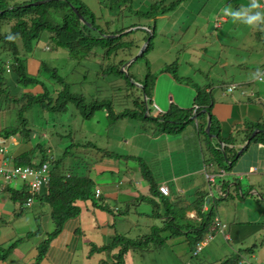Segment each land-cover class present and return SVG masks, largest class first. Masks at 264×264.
Returning a JSON list of instances; mask_svg holds the SVG:
<instances>
[{
    "label": "trees",
    "instance_id": "16d2710c",
    "mask_svg": "<svg viewBox=\"0 0 264 264\" xmlns=\"http://www.w3.org/2000/svg\"><path fill=\"white\" fill-rule=\"evenodd\" d=\"M37 1L39 0H25L23 2L13 3L7 0H0V112L4 113L9 111V115L15 112L16 116V122L13 125H9L8 127L4 126L0 130V139L10 140V138L17 135L19 139L23 141L31 140L32 128L30 127V118L27 114L34 107L38 108V110L40 109V113L46 111L55 115L68 111L70 103L72 102L80 112L82 120L92 119L96 111L103 109L107 112L109 119H112V122L124 117H132L142 123L149 120L160 122L159 119H163L162 132L176 131L175 128L180 129L186 121L193 122V120H190V117L196 115L198 118L205 119L209 113L212 116L211 133L215 132L214 129L218 126L219 122L215 120L212 112L214 99L211 93L206 91L205 87L199 88L193 107L181 108L174 104L176 108L172 104L169 110L165 113H159L157 118L153 117L152 114L147 117L146 113L148 107L150 111V106L153 105V90L160 75H146L141 81H138L131 72L132 67L127 68V72L121 71V67L130 57L134 56L148 37L149 42L146 48L131 66L139 61L140 58H143L145 63L150 66L151 62L148 58V54L156 45L155 41L158 37V20L171 11H175V8L181 3H184V6L186 5L187 10L184 16L187 22H191L197 19V15L201 18L200 14L205 12L207 6L217 11L226 6V2L233 1L235 2V7L232 9L238 10L246 8L252 0H141L142 3L136 0H113L110 8V15L112 17L107 19L105 24H102L104 19L100 21V18L93 15L82 0H47L42 3L34 4V2ZM216 2L219 4V9L214 7ZM260 2L262 8L258 10L264 11V0H260ZM240 3H243V5H240ZM73 7L83 15L90 25L82 24L80 16L75 12ZM211 10L206 12L208 16L210 12H212ZM254 11L257 10H253V12ZM127 17H131V22H129L130 19H126ZM134 18H137V20L132 22ZM141 20L146 23L141 24ZM231 22H233V19L229 16L225 22H221L219 28L217 26L215 28L223 29L227 25H230ZM236 22L239 21H235L232 24L239 27L241 22ZM174 24L175 33L179 37L178 40L182 43L184 40L182 35H184V33L177 28V21H175ZM141 25L146 26L149 30L138 27ZM133 27H138V31H144L145 36L139 40H125L124 38L135 30L124 34L123 32ZM253 30L257 35L255 37L256 40H262L264 43V23H258ZM189 31H191V25L187 27L185 34H188ZM116 34L121 35L109 36ZM9 37L12 38L9 39ZM231 38L234 37L232 36ZM43 40H51L57 46L64 48L69 54H74L75 51L83 48L87 50L85 56H87L88 53H92L107 59L109 63H100V70L103 72L102 77L105 81H108L107 79L110 77H115V79L111 81V85L114 89H116L117 79L120 78L124 80L126 88L132 92H130V94H125L123 98L125 101H131L133 108H126L116 113L113 99H102V101L92 100L88 102L83 94L73 92L70 84L67 83L66 77L60 73L59 68L45 60L39 59L40 56H35L37 50L41 49ZM257 46L262 45L260 44ZM257 46L255 48L251 47L252 49L248 50V52L255 53L258 50L261 51L262 49ZM134 49H136L135 52L133 51ZM98 50H101L102 53L99 54L97 52ZM123 53H125V55L128 54L130 57L120 58V60L117 61L119 55H124ZM32 60L40 61L38 63L39 67H37L35 72L30 71L29 62ZM175 64H178V61ZM7 65L10 70H7ZM167 68H170V66L162 68L161 74L166 72ZM42 73H46L47 76H43ZM175 75L178 79L185 78L183 76L179 77L176 73ZM137 82L142 84L141 87H135L138 91H141V97L131 88L134 87ZM120 88L119 92L122 90V87ZM144 94L148 96L147 102L143 100ZM206 123L207 120L203 122L201 130L208 137L209 134L205 131ZM168 124H172V126L168 127ZM252 132L253 130L251 134ZM68 135L66 134L64 136L68 137ZM64 136L61 133L58 135L61 139H64ZM260 138L264 141L263 133H259L253 140L259 141ZM46 144L47 143L39 141L37 147H33L28 151L16 155L14 159L17 165L22 166L36 167L39 163H50L52 169L50 182L43 188L40 195L37 196V200L44 205L48 204L52 207L53 212L51 216L57 224V229L53 234L55 235L58 234L70 220L78 217L81 212V207L78 202L92 200L96 203L97 198L93 191L94 181L89 174H87L88 170H84L88 169L89 164L85 162L86 160L80 159L79 156L71 155L72 149L77 147L76 149L81 150L85 148V145L72 141L65 147L64 152L60 156H55L53 151L50 150L52 146L48 144L46 147ZM87 146L92 147L90 151H95L96 153L102 152L101 148L91 145V142H89ZM209 146L212 150L215 166L219 170L223 169L225 171L230 167L228 163L230 161L234 162L237 157V152L233 154L230 153L231 151H235L234 149L225 147V151H223L221 145L218 143L214 146L212 144ZM87 154V150L84 149V155L86 156ZM106 155L111 154L107 153ZM215 170L216 169H214V171ZM145 171L148 173L144 172L145 176L150 180L149 178H152L151 173H149V170L146 168ZM150 183L152 185L153 194L155 195L156 191H159V188L157 190L154 183ZM14 184L15 183L7 184L2 187L4 191L10 194V199L13 203L18 206L16 213L19 214L20 211L24 210V206L31 194L29 192V187L23 186L20 188L19 185ZM227 184L228 182H226V185ZM226 185L223 183V188L219 196L223 197V195L226 194ZM230 193L232 194V192ZM206 196L208 197V194L200 196V204L197 208L199 214L202 215V222L200 225L189 222V224L185 226L187 229L184 228V224L180 225L179 222L173 224V221H177L176 215L172 211L175 204L171 202V198H163L162 201L167 211L172 214L168 217L165 224L166 226L163 228L153 227L150 234L138 236L139 238L136 240L127 237V240H124L121 235H117L114 237V243L102 248L108 252L109 256H111L114 261L111 260L110 262V260H103L101 264H125V256L129 251L134 250L143 254L152 250V246H149V242L147 243V241L150 240L155 243L156 249L160 248L161 250L169 238L173 239L176 236L178 237L184 230H187L185 233L189 234L188 241L190 249L194 251L197 242L206 238L210 233H214L212 232L214 210L211 209L208 212H203V203L206 201ZM159 205L160 204L157 203V206ZM157 213L159 214V208H157ZM190 229L193 230L189 231ZM164 230L168 231L166 232L168 234L162 236ZM33 234H35V232ZM53 235H51V237ZM50 239L51 238L45 240L38 246V256L34 264H40L41 260L45 257ZM116 245L121 246V249L119 252L112 254L110 249H114L113 247ZM254 249V246L245 250L242 249L237 254L224 259L219 264H246L243 259L244 254L246 252L252 254L255 251ZM6 254L7 253H4L3 256Z\"/></svg>",
    "mask_w": 264,
    "mask_h": 264
},
{
    "label": "rangeland",
    "instance_id": "374dc122",
    "mask_svg": "<svg viewBox=\"0 0 264 264\" xmlns=\"http://www.w3.org/2000/svg\"><path fill=\"white\" fill-rule=\"evenodd\" d=\"M8 2L13 3H19L23 2L25 0H7ZM41 1V0H39ZM87 7L90 9V11L95 15L96 17L100 18L99 20L102 21V24L106 23V20L112 17L110 14V8L111 3L113 0H82ZM139 3H142L141 0H136ZM219 2V1H218ZM218 2H216L214 5L215 8L219 9ZM35 4V2H34ZM226 6L223 8H234L235 2L229 1L225 3ZM240 5H243V3H240ZM229 6V7H227ZM222 8V9H223ZM212 8L207 6L205 12H202L200 14L201 18L197 15L196 20H192L191 22H187L186 17L184 16V13L186 12V5L184 6V3H181L177 8H175V11H171L169 14H166L162 16L158 20V37L156 38V45L155 48L150 51L148 54V58L150 60V66H148L143 58H140L139 61L134 63L132 66H128L127 68H131V72L134 74V77L136 80L141 81L143 77L146 75H153V74H159L160 77L156 81V90H157V101L161 102L162 98H164L166 95L169 96L171 93L173 95V101L176 103H179L184 108H191L193 107L194 99L196 98V85H203V84H210L214 83L213 78L215 79L216 74H220L224 77H226L225 81L230 82V84L235 85V94H239L242 92L243 89H245L247 92H250V89L252 88L254 91L261 93V96H264V81L260 82L257 79L255 81L250 80V84H248L246 87L241 86L236 81H239L240 79H243L247 77V75L255 77V72L258 69L263 70L264 68V50H261V52H254L255 53H249L248 50H251L252 48H255L257 46L259 48H264V43L261 40H256L255 32L253 30V27L240 23L241 25L235 26L231 22L230 25H227L223 29H216L215 27L219 24L221 20L226 19L229 16H221V14L212 15V12L208 16L206 12L210 11ZM233 10V9H232ZM224 14V12H222ZM225 15V14H224ZM218 16V17H217ZM134 17V16H133ZM217 17V20H216ZM221 17V18H220ZM126 19H130L129 22H131V17H127ZM134 20H137V18L132 19V22ZM216 20V22H215ZM175 21H177V28L184 33L182 35V38L184 39L183 42L179 41V37L175 33ZM141 24L146 23L145 21L141 20ZM217 23V24H216ZM239 23V22H236ZM191 25V31H189L188 34H185L187 27ZM223 26V24H222ZM141 28H144L145 30H149L146 26L141 25L138 26ZM134 27V32L130 33L129 36H126L125 40H139L143 36H145L144 31L140 30L138 31L137 28ZM214 27V28H213ZM219 28V27H218ZM151 31V29H150ZM225 37H229V40H234V44L228 47V44L224 39ZM234 37L231 38V37ZM149 38V37H148ZM147 41V40H146ZM145 41V42H146ZM258 41V42H257ZM145 42L141 45V48L134 54L136 56L139 54L140 50L143 48ZM258 43V44H256ZM45 47L47 46V49L44 48V51L37 50L38 54L41 55L39 59L45 60L51 64H53L55 67L59 68L60 73L63 74L66 79L67 83L70 84V87L73 92H76L77 94H83L86 101H92V100H98L102 101L104 100H112L114 101L115 106V112L119 113L123 111L126 108H133L131 101H125L124 96L125 94H130L132 92L131 90H128L126 86L124 85L125 82L122 79L116 80V89H114L111 85V81L115 79V77H110L105 81L102 77L103 72L101 69V64L103 62L105 64L109 63V61L105 58H101L100 56L94 55L92 53H88L87 56H75L73 53L69 54L67 51H65L64 48L57 46L54 42L51 40H47L44 42ZM237 44V45H236ZM252 47V48H251ZM238 48V49H236ZM134 52L136 49L133 50ZM99 54L102 53L101 50L97 51ZM124 55H119L117 61L120 60V58H129L130 56L125 53ZM133 58V57H132ZM131 57L129 60L132 59ZM229 59V62L233 61L234 63L227 64L225 61ZM252 60L256 61L253 62ZM178 61V64H175ZM39 60H32L29 62L30 71L35 72L37 70V67H39ZM101 63V64H100ZM170 66V68H167L166 72L161 74V69L164 67ZM123 67V66H122ZM121 71H127L126 69H122ZM179 68V69H178ZM175 69V70H174ZM175 73L180 77H187L184 79H178L175 75ZM43 76H47L46 73H42ZM207 76H209V80L207 79ZM264 76V75H263ZM213 77V78H212ZM222 85L219 84L215 86V88H219L222 91ZM251 88H249V87ZM122 87L121 92H119ZM140 87L138 84L134 87H131L136 94L141 97V91H138L137 88ZM226 88V87H225ZM114 89V90H113ZM251 94V93H249ZM241 99L245 100L244 109L248 106H252L254 103V99L251 101H248V95H241ZM145 100V96L143 98ZM174 107H176L174 105ZM151 111L153 114H156V111L153 109L154 105L150 106ZM177 108V107H176ZM149 110V107H148ZM147 110V112H148ZM253 111V109H251ZM106 111L101 109L96 111L95 116L92 120H82V116L80 112L78 111L77 107L74 105V103H70L69 110L58 113V114H51L46 111L40 113V109L34 107L27 116L30 118L29 124L32 128L31 140H21L19 139V136H13L12 139L8 140V148L7 153L9 155H18L24 151H28L29 149L33 147H37V144L39 141L43 143H47L46 147L51 145L52 147L50 150L53 151L55 156H60L63 152L65 147L71 143L72 141H76L77 143L84 144L85 150H87L88 154L84 155V149L81 150L72 149L71 155H77L80 159L86 160L89 164V166H93L95 163L100 162V157L98 153L92 150V147H88L87 145L89 142H91V145L96 146L97 148H101V145H105L107 143L106 140L112 139V138H118L119 134L112 133V128H118V125H115L120 120H114L112 122V119H109V117L106 116ZM6 114V115H5ZM0 112V130L6 126L13 125L16 122V116L15 112ZM5 115V116H4ZM147 116V113H146ZM125 119H131L130 117H124ZM261 118H264L262 116ZM112 122L111 125H113L109 131L107 132L108 128H106L109 125V122ZM160 122H156L154 120L147 121V126H162L163 119H159ZM135 122L133 120H128L126 124L128 125L126 130L130 131L132 123ZM136 123V122H135ZM115 125V126H114ZM264 126V124H261ZM172 124H168V127H171ZM164 127V126H163ZM97 128V132H89L93 131ZM264 130V128H261ZM120 130V127H119ZM53 132V133H52ZM125 132V131H124ZM68 135L64 136V139H61L58 137L59 134ZM112 133V135H108ZM123 133V130L121 129V133ZM128 134V133H127ZM264 134V133H263ZM201 135L207 137L204 133ZM54 137V138H53ZM121 137V136H119ZM53 139V142H52ZM127 139V137H126ZM12 140H17L18 143H13ZM117 140V139H116ZM112 141V140H111ZM57 142V143H56ZM63 142V143H62ZM123 145V144H122ZM0 146H4V141L0 139ZM125 146V145H124ZM116 142H111L110 148L112 149H119ZM102 149V148H101ZM127 149V148H126ZM119 152V155L122 157H127L125 153L126 150H122L123 152L117 150ZM107 152V151H106ZM108 153V152H107ZM50 154V152H49ZM144 157L149 160V157L147 156V153L144 152ZM2 155V154H0ZM140 156V154H137ZM2 160V159H1ZM139 161V160H138ZM146 161V160H145ZM147 163V161H146ZM150 163V162H149ZM0 161V165H1ZM143 169V166L140 168ZM149 170L148 168H146ZM151 173V170H149ZM153 172V171H152ZM257 176H253L251 179V182H257ZM28 179H31L30 177ZM6 180L5 176H2L0 178V210H7L9 208V211L12 212V204L10 200L8 199L7 194L3 190L2 184ZM12 183H16V185L19 184V187H21V178L18 179V181H13ZM147 184L149 182L147 181ZM212 184V183H211ZM219 184V181L216 183ZM103 192V196L100 199L96 200V203L92 200H83L80 204L81 207V214L85 216V214H89L90 211L87 212V209H95V208H101V207H108L109 211H111V215H113V226L117 228V235H121L124 240H127V238H131L132 240H136L138 235L143 236L146 234H150L151 230H153V227H160L163 228L166 226L167 220L164 221H158L159 218L157 215V203L151 204L148 202H144L141 205L140 208L138 204H130L129 209L125 211L122 207L124 202H120V210L115 211V206L111 204V200H108L109 206L105 205V202L103 201V197L105 195L104 190L102 189V186L100 188ZM259 192L258 194H250L247 193L246 190H244V193H246V196L244 197H230L229 199H221L219 196V185L215 187V184L211 185V189L208 188L209 193H213L209 196V199H211L213 202L212 209L214 210V216L220 215L225 221H227L228 216H233L235 211L237 214V220H239L240 226L247 225V227L252 226L253 220H261L262 223H264V197L262 198L261 195H264V190L258 188ZM93 191H95V182ZM260 193V195H259ZM111 194V193H109ZM122 197V195H118ZM108 199L110 198V195L107 196ZM123 198V197H122ZM168 198V197H165ZM140 199V197H139ZM183 199V200H188ZM184 202V201H183ZM230 202V204L239 203L235 207H228L227 204ZM221 203H226V205H223L222 208L226 209V211H221L220 207L218 206ZM140 205V204H139ZM151 206L154 208V211L148 210L147 207ZM181 201L179 200L177 204L174 205V209L172 210L177 218V221H173L174 223H178L181 225L183 224V221L186 219V213L184 210H182L183 205ZM245 206V208L242 207ZM7 207V208H5ZM24 214L26 213V216L29 218V222L31 223L32 229L35 227V221L33 217L30 214H34L35 216H40L44 212H48L49 215L53 212V209L48 204L40 205V203L37 201L32 207H26L24 206ZM43 207V208H42ZM150 208V207H149ZM38 211V214H37ZM3 212V211H2ZM94 212V211H92ZM37 214V215H36ZM4 218L5 215L3 213H0ZM34 216V217H35ZM83 216V218H84ZM87 216H85L86 218ZM89 217V216H88ZM91 217V216H90ZM135 220L139 221V227L135 224ZM242 224V225H241ZM107 226V225H106ZM142 230V231H141ZM165 231V232H164ZM162 232V236L165 234H168L166 230ZM257 229L255 228V232H246L243 233V237H248V240L244 242V244H236L232 241H229V243L223 241V235L221 233H216L214 239L209 243L208 246H206L202 252L198 256L193 255V251L190 249V245L188 241L184 238L175 237L173 239H170L166 242L163 249L160 250V248L155 247V243L150 241L149 246H152V250L149 252H145L144 254H135V264H219L224 259H227L231 257L234 254L233 249H237L239 247H242L241 249L245 250L251 247H256L261 245V243H264V230L261 232H256ZM256 233V234H255ZM217 234H220L221 236L218 237ZM113 235H109L107 239L105 240L104 244L102 242V245H99L100 247H96L95 251H91L88 255L89 257H95V254L99 257H104L107 260H113L114 259L109 256L108 254H105L103 247L110 246L112 243H114ZM127 237V238H126ZM222 237L223 239L221 240ZM221 241L224 243V245L221 244ZM146 243V242H145ZM114 245V244H113ZM121 246L116 245L113 248L110 249V251H113L114 254L117 250H119ZM255 250V249H254ZM257 250V249H256ZM255 250V251H256ZM131 252H134V250H131ZM108 253V252H107ZM139 259H138V257ZM245 258H248V260L252 259L255 261L254 258H251L252 256L246 252L244 254ZM219 262V263H217Z\"/></svg>",
    "mask_w": 264,
    "mask_h": 264
},
{
    "label": "crops",
    "instance_id": "0c3cea01",
    "mask_svg": "<svg viewBox=\"0 0 264 264\" xmlns=\"http://www.w3.org/2000/svg\"><path fill=\"white\" fill-rule=\"evenodd\" d=\"M211 11L212 15H216L221 14L223 9L216 11L213 8ZM221 16L223 17L226 15L221 14ZM227 18L224 20L220 19V21L225 22ZM220 26L221 22H219L217 27ZM256 26L257 25L251 27L255 28ZM255 36H257L256 33ZM223 39L224 42L225 40L228 41V47L234 44V40H229L228 36ZM45 41L47 40L42 41L41 51H44V48L47 49V46L45 47L44 44ZM261 49L264 50L263 48ZM259 51L260 50H258L257 53ZM86 52V49L80 48L74 52V55L82 56L81 54H83L84 56ZM35 56L41 55L37 52ZM252 61L256 62L254 60ZM225 62L230 65L234 63L233 61L229 62V59ZM262 74L264 75V69L260 70L257 68L255 77L247 75V77L236 82L246 87L250 84V80H258V77ZM215 77V79L212 77L213 84L196 85L197 94L200 87H205L206 91L211 93L214 99L212 112L215 120L219 122V127L216 126L214 129L215 132L210 133L213 134L212 136L209 135L205 137L201 135L203 133L201 129L205 120H207L205 126L206 131L208 115L205 119L198 118V116L194 115L190 117V120H193V122L186 121L180 129L175 128L176 131L173 132H162V126L152 125L146 127L147 122L142 123L132 118L119 119L120 121L115 124L118 125V128H112V133L119 134L118 138H116L117 140L115 138L106 140L107 143L100 146L102 152H98L99 156L102 155V157H100V162L95 163L92 167L88 166V169H84L88 170L87 174H89L95 182L94 192H96L97 189L101 191L100 198L103 196V192L100 189L102 186L105 192L103 197L105 205L109 206L108 200H111V204L116 205L115 211L116 209L119 211L120 202H124L122 208L127 211L130 210V204H138L140 208L144 202L153 205L159 203L160 205L157 206V208H159V214L157 215L159 218L157 220L161 222L168 220V217L172 214L167 211L162 201L166 196H163L159 191H156L154 195L150 182L154 183L157 190L160 185L166 184L170 189V195L167 197L169 199L171 198V202L177 204L180 200L183 205L182 210L187 214L183 224L184 228L187 229L185 226H187L189 222L197 225H200L202 222V215L199 214V210L197 209L200 204L199 198L201 195L208 194L210 196L213 194L208 192V188L211 189L212 184H215V187L219 185V191H221L223 183L226 185V182H228L226 185V194H224L223 197L220 196L222 199L226 200L229 199L230 196H246L244 190L250 194H258V188L264 190V141L261 138L259 141L250 139L252 130L264 128V126L261 125L264 124V118H261L264 116V96H261L260 92L254 91L249 86L248 87L251 88L250 92L243 89L239 94H235V91L229 93L226 91V88L231 81H225L226 77L220 74H216ZM207 79H210L209 76H207ZM263 81L264 80L260 82ZM219 84H224L221 87L222 91L219 88H215V86ZM240 94L242 96L248 95V101L255 98V104L250 107L247 104V107L244 109L246 105L244 104L245 100L241 99ZM152 99L156 107L153 109L158 112H166L171 108L172 104L184 108L179 103L173 101L174 98L171 93L169 96L166 95L162 98L161 102H158L156 86L153 90ZM251 109H253V111H251ZM158 112L153 115L157 116ZM105 114L108 117L107 112ZM128 120H133L136 123H132L130 126L131 129L127 131V134L125 129L128 127L126 124ZM112 126L110 121L109 125L106 127L108 128L107 132ZM121 129L123 130L122 134H120ZM89 132H97V128ZM112 133L108 135H112ZM111 140L116 142L118 146L123 147L112 149L111 151ZM249 140L250 142L247 143ZM16 142L18 143L17 140H13L14 144H16ZM216 143L221 145L223 151H225V146L235 150L231 151V154L237 152L235 161H230L228 163L230 167L227 168L223 174H221L223 169L219 170L215 166L212 150L209 146L210 144L214 146ZM242 148L244 149L242 150ZM117 150L121 152H123L122 150H126L127 153L125 154L127 157L120 156ZM106 151L111 155H106ZM144 152L147 153L150 161L144 157ZM137 154H140V156ZM5 155L11 156L9 153ZM15 156L16 154L12 157ZM3 157L5 156L0 155V161L4 159ZM141 166H143L144 170L140 169ZM145 168L151 170L152 178H149L151 181L148 180L144 174V172H146ZM214 169L216 170L214 171ZM208 174L215 176V183H209ZM253 176L258 177L257 182H251ZM147 181L149 184H147ZM218 181L219 184H216ZM230 192H232V194ZM5 193L12 204V212L9 211V208L7 210H0V213H3L6 217L4 218L0 215V264H34L38 256V246L49 238L51 239L46 255L41 260L40 264H101L103 260L107 261L106 258L99 257L97 253L95 257L88 258V255L91 251L96 250L97 246L100 247L99 245H102V242L104 244L109 235H113L114 237L118 233L117 228L113 226V218L115 216L113 217L114 214L111 215V211H109L108 207L95 208L92 210L87 209V212L90 211V213L85 214V216H87L86 218L80 212L77 218L70 220L58 234L53 235L57 229V224L48 212H44L43 210V214L40 216H35V213L30 214L35 221V227L32 229L34 225H31L29 222V218L27 217L29 214L26 216V213L24 214V212H22L23 210L20 211L19 214L16 213L18 206L10 199V194L6 191ZM218 194H220V192ZM108 195H110L109 199L107 197ZM118 195H122L123 198ZM187 196L189 199L183 200L187 199ZM261 197L263 198L264 195H261ZM206 198V205L203 207V212H208L213 206V201L207 196ZM37 201L39 200H36L35 203ZM81 203L82 201L78 202L79 205ZM239 203L235 205V203L230 204V202H228L227 208L235 207ZM40 205L44 204L41 203ZM223 205H226V203H221L218 208L221 206L220 209L224 212L227 208L223 209ZM242 207L246 209L245 206L242 205ZM146 209L147 211H154V208L150 205ZM218 217L227 226L224 233H216H221L224 238L220 237L221 240L223 239V241L227 243L232 241L236 244H244V242L248 240V237L244 238L242 236L243 233L249 231L255 232V228L257 229L256 232L264 230V223H262L261 220H256V222L255 220L251 221L253 225L249 227L245 224L244 226H240L241 222L236 219V211L233 216H228L227 221L220 215H218ZM134 225L139 227V221L135 220ZM192 230L193 229H190L189 231ZM34 232L35 234H33ZM185 232H187V230H184L178 237L185 238L188 241L189 234ZM51 235L53 236L51 237ZM217 235L218 237L221 236L220 234ZM225 237H228V239H225ZM221 244L224 245L222 241ZM255 246V250H257L249 254L255 261L252 259L248 260V258L245 257H243V259H245L247 264H264V243H261L258 248L257 245ZM241 248L242 247L237 249L234 248L233 255L242 250ZM4 253L7 254L3 256ZM136 253L141 254L136 251H129L125 256V264H135ZM105 254L108 253L105 252Z\"/></svg>",
    "mask_w": 264,
    "mask_h": 264
},
{
    "label": "clouds",
    "instance_id": "9594fccd",
    "mask_svg": "<svg viewBox=\"0 0 264 264\" xmlns=\"http://www.w3.org/2000/svg\"><path fill=\"white\" fill-rule=\"evenodd\" d=\"M47 1V0H46ZM45 2V1H44ZM262 8V4H261V2H260V0H252V2L246 7V8H241V9H238V10H232V9H230V8H224L223 9V12H224V14L225 15H227V16H230L232 19H233V21L235 22V21H239V22H241V23H243V24H246V25H249V26H254V25H257L258 23H264V11H260V10H258V9H261ZM74 9V8H73ZM253 10H257V11H254L253 12ZM130 29H132V28H130ZM127 30H129V29H127ZM132 30H134V27H133V29ZM131 30V31H132ZM126 31V30H125ZM129 32V31H128ZM123 34H124V32H123ZM12 37H9V39H11ZM143 53V52H142ZM134 57V56H133ZM132 58V57H131ZM137 60V59H136ZM129 61V60H128ZM127 61V62H128ZM134 62V61H133ZM132 62V63H133ZM126 63V62H125ZM124 63V64H125ZM131 63V64H132ZM123 64V65H124ZM130 64V65H131ZM129 65V66H130ZM7 67V70H10L9 69V66L7 65L6 66ZM128 67V66H127ZM126 67V68H127ZM125 68V69H126ZM125 72H127V71H125ZM260 76H262L263 77V74L262 75H260ZM258 80H259V77H258ZM263 80H264V77H263ZM260 81H262V80H260ZM137 84H140V83H136V85ZM141 86H142V84H140ZM232 85H234V84H229V85H227V88H226V91H227V89H228V87H230V86H232ZM140 86V87H141ZM235 86V85H234ZM235 90V87H234V89H233V91ZM233 91H231V92H233ZM228 92V91H227ZM231 92H229V93H231ZM144 95H146V94H144ZM148 101V96L146 95V102ZM153 105H154V108H156L155 107V102H153ZM196 108H198V107H196ZM152 109V108H151ZM156 111V110H155ZM151 112V113H150ZM156 112H158V111H156ZM159 113H162V112H158V114ZM165 113V112H164ZM152 114V116L153 117H155V118H157L158 116H154L153 115V113H152V111L150 110H148V112H147V117L148 116H150ZM209 114V113H208ZM207 114V115H208ZM211 116V115H210ZM212 117V116H211ZM130 118H132V117H130ZM132 119H134V118H132ZM157 122V121H156ZM212 124V123H211ZM212 126V125H211ZM207 132V131H206ZM209 135H211L210 133H211V128H210V132H207ZM12 138H10V140H11ZM2 141H4V146H0V149L1 148H4L5 149V151L4 152H0V154H2L3 156H5V157H3L4 159H2L1 160V165H0V168H4V167H9V168H18V167H22V168H25V167H28V166H22V165H17L16 164V162H15V159H14V157H12V156H8V155H5V154H7V148H8V140H4V139H1ZM9 140V141H10ZM13 141V140H12ZM224 146V145H223ZM224 148H225V146H224ZM50 152V151H49ZM43 164H48V166H49V168H50V173H52V169H51V165H50V163L49 162H44ZM43 164H41V163H39L36 167H34L33 166V168H38V167H41ZM30 167H32V166H30ZM222 172H224L225 173V171L224 170H222ZM221 174H223V173H221ZM248 175V174H247ZM2 176H4L3 175V173H1L0 174V178L2 177ZM6 178V177H5ZM19 178H21L20 176H17V177H12L11 179H6L4 182H3V184H2V186L4 187V186H6L7 184H12V182L13 181H18V179ZM31 179H23V178H21V187L20 188H22L23 186H27V187H29V192H30V197H32V192H31V186H30V184L28 183L29 181H30ZM94 181V180H93ZM209 183H212V182H210L209 181ZM213 183H215V182H213ZM16 184V183H15ZM49 184V183H48ZM19 185V184H18ZM163 185V184H162ZM166 185V184H165ZM47 186V185H46ZM161 186V185H160ZM160 186H159V192H160ZM168 186V185H167ZM45 187V186H44ZM43 187V188H44ZM169 187V186H168ZM43 188H42V190H43ZM42 190L40 191V193L42 192ZM170 190V189H169ZM97 191H99L100 192V194H99V196H97L96 195V192ZM96 192H94V194H95V197L98 199H100V197H101V191L99 190V189H97L96 190ZM40 193H37L36 195H34L33 196V201H32V203L29 205L28 204V201H29V199H30V197H29V199H28V201L26 202V207H32L33 205H34V203H35V201L37 200V196L38 195H40ZM161 193V192H160ZM162 194V193H161ZM163 195V194H162ZM169 195H170V193H169ZM169 195H163V196H169ZM208 197H209V195H208ZM207 199V198H206ZM206 205V201H205V204H204V206ZM203 206V207H204ZM212 209V208H211ZM116 211H117V209H116ZM210 211V210H209ZM218 217V215H215L214 216V220H213V225H212V232H214V233H210L211 235H213V239H214V237H215V234H216V232H223L224 233V231H225V229H224V231H222V230H220V228L218 227V226H216V218ZM219 218V217H218ZM221 220V219H220ZM222 222V221H221ZM223 223V222H222ZM224 224V223H223ZM226 225V224H225ZM227 226V225H226ZM209 234V235H210ZM208 235V236H209ZM205 239V238H204ZM203 239V240H204ZM212 239V240H213ZM225 239H228V237H225ZM203 240H201V241H203ZM211 240V241H212ZM201 241H199V242H201ZM210 241V242H211ZM209 242V243H210ZM198 243V242H197ZM197 243H196V245H197ZM209 243L206 245V246H208L209 245ZM205 246V247H206ZM204 247V248H205ZM203 248V249H204ZM195 249H196V246H195ZM195 249H194V251H193V255H195V256H198L199 254H200V252H202L203 251V249L199 252V253H197V254H195ZM244 257V256H243ZM244 261H245V259H244ZM246 262V261H245ZM246 264H247V262H246Z\"/></svg>",
    "mask_w": 264,
    "mask_h": 264
},
{
    "label": "built area",
    "instance_id": "2783aa9c",
    "mask_svg": "<svg viewBox=\"0 0 264 264\" xmlns=\"http://www.w3.org/2000/svg\"><path fill=\"white\" fill-rule=\"evenodd\" d=\"M259 80H263L262 76H259ZM234 85L228 87L227 91L231 92L234 89ZM5 149L1 148L0 152H4ZM3 173V175L6 177V179H11L12 177H17L20 176L23 179L31 178V180L28 182L31 186V192H32V197H30L28 204L30 205L33 201V196L36 195L37 193H40L42 188L50 182L51 179V173H50V168L48 164H43L41 167L38 168H33V167H18V168H9V167H4L3 169L0 168V174ZM224 173V172H222ZM208 180L210 182H215V176L214 175H207ZM160 192L163 195H169L170 190L169 187L165 184L160 186ZM100 192L97 191L96 195L99 196ZM216 226L220 228V230L224 231L226 228V225L223 224L220 220V218H216ZM213 239V235L207 236L203 241L198 242L196 245L195 249V254L199 253L211 240Z\"/></svg>",
    "mask_w": 264,
    "mask_h": 264
},
{
    "label": "water",
    "instance_id": "95a60500",
    "mask_svg": "<svg viewBox=\"0 0 264 264\" xmlns=\"http://www.w3.org/2000/svg\"><path fill=\"white\" fill-rule=\"evenodd\" d=\"M44 1H46V0H41V1H37V2H35V3H42V2H44ZM74 8V10H75V12L80 16V19H81V21H82V24L83 25H85V24H87V25H90V23H88V21L83 17V15L82 14H80L79 13V11L75 8V7H73ZM133 29V28H132ZM132 29H129V30H126V31H124V33H126V32H128V31H131ZM121 34H116V35H109L110 37H113V36H120ZM148 42H149V38L147 39V41L145 42V44H144V46H143V48L140 50V52H139V54H137L136 56H134L131 60H129L128 62H126L124 65H123V67H122V69H125L127 66H129L133 61H135L141 54H142V52L144 51V49L146 48V46H147V44H148ZM139 86H141L140 84H138ZM145 96V101H146V95H144ZM211 123H212V117L210 116V114H208V124H207V127H206V131L207 132H210V128H211ZM259 133H264V130H262V129H255L254 131H253V133L251 134V138L250 139H253L255 136H257ZM213 134H211V136H212ZM250 142V140L247 142V143H249ZM244 148H242V150H243ZM241 150V151H242Z\"/></svg>",
    "mask_w": 264,
    "mask_h": 264
}]
</instances>
